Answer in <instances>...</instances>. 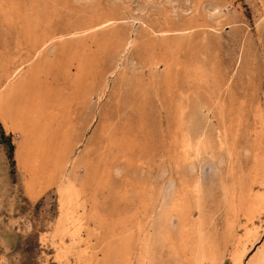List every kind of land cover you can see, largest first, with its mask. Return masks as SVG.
Segmentation results:
<instances>
[{
    "label": "rangeland",
    "instance_id": "obj_1",
    "mask_svg": "<svg viewBox=\"0 0 264 264\" xmlns=\"http://www.w3.org/2000/svg\"><path fill=\"white\" fill-rule=\"evenodd\" d=\"M5 58L43 67L78 193L61 235L0 121V264L263 263L264 0H0Z\"/></svg>",
    "mask_w": 264,
    "mask_h": 264
},
{
    "label": "bare ground",
    "instance_id": "obj_2",
    "mask_svg": "<svg viewBox=\"0 0 264 264\" xmlns=\"http://www.w3.org/2000/svg\"><path fill=\"white\" fill-rule=\"evenodd\" d=\"M48 40L50 41V39ZM9 58H5L2 61V65L0 69L1 71V74H0V121L4 124L7 130H10L12 132H18L20 134V137L22 138V141L18 148L17 156H18V159H19V162L22 168L25 169V171H27V173L30 176L31 188L34 187L35 185H38V186L45 185V184L49 185L51 184L52 179H54L56 176L59 177L62 185L60 189V193H61V202H60L61 203V207H60L61 213L60 214L61 215L59 218L58 233H60L61 235H66L70 232V226H71L70 220H71V214H72V207L75 204L74 203L75 193H78L77 192L78 190L77 174H73L69 176L67 175L66 169H65L66 164L64 162V159H66V154H67V151L70 149V147L68 146L65 148L63 147V144L54 145L56 141V132L51 127V124L48 120V112L46 111V108L44 106L45 105L44 97L41 93L42 90H36L37 86H39L41 83L40 74L42 72L43 67L40 65L31 66V68H29L28 71L24 73L22 67L20 68V67L12 66V62ZM203 140L202 142H204ZM202 142L201 143L199 142V143L202 144ZM185 145L188 146L189 144L188 145L185 144ZM202 145H204V143ZM181 149L183 148L181 147ZM191 149L189 148L188 150H191ZM199 151H197V153H199ZM263 199H264V196L263 195L260 196V194L254 199L252 197V200H250L249 206L252 208H255L260 202L263 201ZM177 207L181 208L180 205ZM144 245L143 247H145ZM120 250H121V247H120ZM109 252H110V249H109ZM117 252H120V251H117ZM148 252L149 251L145 249V251H143V253L141 254V258L143 259L142 264L148 263L147 262ZM110 253L109 255H107V258L109 259L111 258L112 260L113 258ZM113 253L112 255H115ZM123 253L125 254V252H122L121 254ZM193 255H194V260L197 264H204L205 260L211 259V256L209 255V253L203 247H200L195 252H193ZM242 256L243 255L240 254L237 259L241 260ZM131 258L132 257H130V252H128L124 256L125 260L121 263L130 264L132 263ZM109 259H107V261ZM118 259H119V254H118ZM116 260H114L113 263ZM260 261L263 262L262 264H264V256L262 257V260ZM115 263H117V261ZM212 264H215V261L213 259H212ZM249 264H259V260L257 259L253 260Z\"/></svg>",
    "mask_w": 264,
    "mask_h": 264
}]
</instances>
